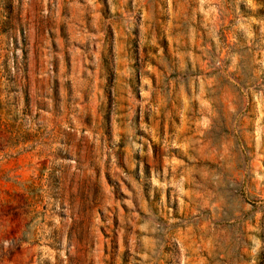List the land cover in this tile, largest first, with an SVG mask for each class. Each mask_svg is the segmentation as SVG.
<instances>
[{
    "label": "rangeland",
    "instance_id": "obj_1",
    "mask_svg": "<svg viewBox=\"0 0 264 264\" xmlns=\"http://www.w3.org/2000/svg\"><path fill=\"white\" fill-rule=\"evenodd\" d=\"M0 264H264V0H0Z\"/></svg>",
    "mask_w": 264,
    "mask_h": 264
}]
</instances>
